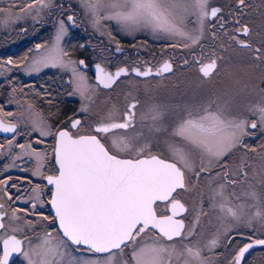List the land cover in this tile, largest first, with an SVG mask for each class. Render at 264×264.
<instances>
[{"label": "snow or ice", "instance_id": "6c2138e0", "mask_svg": "<svg viewBox=\"0 0 264 264\" xmlns=\"http://www.w3.org/2000/svg\"><path fill=\"white\" fill-rule=\"evenodd\" d=\"M51 2L26 0L20 13L15 15L11 9H0V13H8L2 23L7 24L33 13V19H37ZM79 2L97 28L104 21H115L130 32L146 27L176 39L177 43L171 47L182 46L192 52L191 63L198 73L196 87L209 84L210 88L199 103L151 104L140 117L141 123L147 124V134L135 131V110L140 104L135 98L122 112L115 104L112 105L94 125L88 124L84 130L86 134H81L83 122L78 116L67 118L69 128L60 127L53 131L39 113L32 111L33 105L28 104L27 118L33 131L39 132L40 137L55 138L53 155L57 174L44 175L42 169L46 153L37 152L31 144H19L18 147L30 149L27 154L35 157L36 167L32 174L41 176L53 186L49 203L54 209L52 220L59 231L55 234L46 231L42 236L37 234V242L28 241L25 248V240L17 236L24 230L19 226L22 217L18 213L28 210L14 208L9 215L5 204L0 203V231L4 232L0 235V264H9V257L13 254L22 255L26 264H213L203 254L205 249L212 251L217 248L222 237L232 243V238L228 237L231 229L224 232L217 229L211 239L202 243L197 237L203 228L202 218L208 216L204 209V193L193 208L192 220L186 224L183 218H178L189 211L181 192L195 189L202 174H206L210 193L206 199L209 207L218 214L217 220L221 224L231 220L243 222L249 228L254 221L264 225V194L255 190L248 171L252 168L251 179L259 176V186L264 189V158L258 171L250 162L243 160L233 169L230 160L226 159L240 147L256 152V148L244 144V137L251 135L249 128H264V99L248 108L256 117L251 122L247 118L229 115L242 82L243 88L247 89L245 78L264 68V0H260L258 5L251 0H232V28L227 27L228 20L223 17V10L210 7L209 0ZM190 17H195L197 26L187 30L186 22ZM209 18L217 20L223 37L214 28L212 37L219 43L214 44L210 51H205L201 41ZM67 21L75 24L74 16L69 15ZM67 32L68 25L61 19L53 43L50 46H35L36 51L42 54L32 58L30 70L39 71L41 66L71 70L70 83L74 85L71 94H78L84 101L78 112L90 113L91 106L95 104L96 91L101 86L111 89L130 70L122 67L113 73L96 64V85L93 86L78 70L77 65H84V60H71L61 47ZM196 48L200 49L199 55L194 51ZM117 51H120L119 45ZM4 63L15 64L11 58ZM189 63L188 59L183 60L185 67ZM131 72L145 78L163 76L174 73V64L165 59L155 72L148 66H144L143 70L134 67ZM261 82L264 83V76ZM260 92L264 93V88ZM0 114L14 115L12 112L3 113L2 107ZM20 117L23 119L25 112H21ZM129 130H133L131 135L119 134ZM0 131L15 136L17 124L0 119ZM14 136L8 140L9 148ZM109 138L110 143H107ZM161 146L162 150H159ZM3 148L4 145L0 144V149ZM260 148L264 152V144ZM216 168L220 170L213 175ZM10 179L0 180V192L9 200L12 196L6 186ZM241 182H248L251 189L244 194L245 200H241L235 191H228L229 187L235 189ZM41 193L39 185L32 189L29 202L33 210L44 203ZM158 202L166 204L168 214L158 215ZM39 216L44 221L50 219L43 213ZM6 219L8 223H5ZM24 225L35 227L33 221H24ZM257 247H264V239L249 237L247 243L238 246L228 264H242L246 253Z\"/></svg>", "mask_w": 264, "mask_h": 264}, {"label": "flooded vegetation", "instance_id": "af4514ba", "mask_svg": "<svg viewBox=\"0 0 264 264\" xmlns=\"http://www.w3.org/2000/svg\"><path fill=\"white\" fill-rule=\"evenodd\" d=\"M256 1L251 0L252 3L258 5L260 2ZM209 3L210 7H220L223 10V17L228 20L227 27L232 28L233 22L230 15V12L234 11L232 2ZM69 15L74 16L75 24H70L67 21ZM61 19L66 20L65 23L68 25L67 35L62 40L65 45L64 50L68 53L70 59L74 61L84 60V65H77V67L88 78L89 83L96 85V64H100L107 71L113 73L122 67H127L130 70L129 74L122 75L111 89L100 87L101 90H111L114 94L109 99L110 102L107 101L104 108L97 114H94L92 111L90 113L78 112L84 101H80L68 89V84H72L70 83L72 80L71 70L51 66H41L39 71L30 70L32 58L42 54L36 51L35 46L37 44L50 46L53 43L58 22ZM23 21L16 24L8 22L7 24L0 25V107H2L3 113H14L11 117L0 114V119L5 123L11 122L17 124V134L15 136L13 133L0 131V144L4 145V148L0 149V180L11 177L6 187L8 194L12 196V199L9 200L3 192H0V203L5 204V211L9 214L12 211L14 202L17 200L16 197H20L17 201L18 208L32 209L29 197L32 195V189L36 185L41 187V195L47 200L48 207L45 210L46 213L51 212L49 201L51 199L52 186L48 185L47 181L41 176L39 178L32 176L29 169L34 163V156L27 154L30 149L26 148L22 150L18 147L19 144H32V148L39 146V144L33 142L40 135L39 132L33 131L32 123L27 118L28 114L26 110L28 104L33 105L32 111L39 113L40 117L47 122L53 131L60 127L69 128L67 118L78 116L83 122L81 134H86L84 130L88 128V124L94 125L95 122L101 119L109 111L112 103L122 112L127 104L135 98L140 101L139 106L135 110V131H143L147 134V124L141 123L140 117L147 112L151 104H167L168 102L171 105L199 103L206 97L210 88L209 84H205L199 88L196 87L198 73L196 66L191 63L192 52L190 50L184 49L182 46L173 48L170 45L175 42L168 40H149L145 46L141 47L136 38L123 37L117 33H112L114 35L111 36L96 34L89 28L82 15V11L77 9L71 2H58L48 7L46 13L39 16V18H27ZM214 28L217 30L218 35L223 37L217 20L209 18L206 21L204 37L201 41L205 51H210L214 44L218 45L219 43V41L213 40L212 31ZM117 45H119L120 51H117ZM194 51L197 55L200 54L199 48H196ZM26 56L28 59H25ZM9 58L15 62L14 65L4 63ZM165 59H170L173 62L174 73H166L163 76L153 75L145 78L138 77L135 73L131 72V69L134 67H141V70H143L144 66L152 67L153 72H155L156 67ZM184 59L190 61L187 67L183 64ZM256 85L257 87L264 88V83H257ZM72 86L74 85L72 84ZM13 89H16V91L13 92ZM129 93L133 95H127ZM250 97L248 96L246 99ZM15 102L21 103L23 111L20 110L18 105L15 106ZM21 112H25L23 119L20 117ZM236 112L233 111L232 114L235 115L234 113ZM243 113H241V116L256 118L253 114ZM232 114L231 116H233ZM249 129L251 135L244 137V144H247L249 148L261 150L260 146L264 144V128L258 126L256 129ZM132 133L133 130H129L128 133L121 131L119 134L131 135ZM13 136V144L9 148L8 140L13 139ZM107 143H110V138ZM54 145L55 138L50 136L43 146V148L46 147V153L49 157L44 162L42 169L44 175L57 174L53 155ZM159 150H162V146ZM241 150L246 149L241 147ZM153 151H158V149H153ZM248 152L252 156L253 153L251 151ZM233 178L235 177H230V179ZM235 179L239 180V178ZM13 184L16 185L15 188L11 187ZM238 185H245V183L241 182ZM229 189L230 192H236V189L232 187H229ZM183 193L185 196L188 194L187 192ZM182 198L185 203L188 201L187 197ZM6 200H8V204H6ZM163 204L166 205L164 202L157 203L156 207L159 215L168 214L167 211L162 212L160 210L159 207ZM186 206L188 207L187 203ZM184 215L186 213L181 217L187 223L186 217H183ZM5 223H7V219ZM57 227L58 225L56 224ZM0 235H4V232L0 231ZM17 236L26 242V236L21 234H17ZM249 237L250 234L242 231L232 241L237 246H242L243 243L248 242ZM0 255H2V240H0ZM19 257L20 254L10 264H19Z\"/></svg>", "mask_w": 264, "mask_h": 264}, {"label": "rangeland", "instance_id": "374dc122", "mask_svg": "<svg viewBox=\"0 0 264 264\" xmlns=\"http://www.w3.org/2000/svg\"><path fill=\"white\" fill-rule=\"evenodd\" d=\"M25 2H26V0H0V9H6V10L11 9V12L14 15L19 14L20 8L23 6V4ZM28 2H30V0H28ZM58 2H64V3L71 2L72 4L75 5V7L77 9H80L82 11V15L85 18L89 28H91L96 34L109 36V33H111V35H114L112 33H117L123 37L136 38L137 39L136 41L140 43L141 47L145 46L146 42H149V40H151V41L168 40V41L175 42V43L177 42L176 39L169 37L166 33L154 32L151 28L142 27L136 31L130 32L129 30L122 28L115 21H104V22H102L101 27L97 28V27L93 26L90 16H88L85 13V11L83 10L79 0H52L50 6H52ZM209 2H232V0H209ZM256 2H260V0H257ZM47 9L48 8L43 9L40 13V16L44 15L46 13ZM7 15H8L7 11L4 13H0V25L4 24V23H2V21L5 19V17ZM33 15H35V13H33L32 15H25L19 20H14V21H9V22L12 24L24 22L23 20H26L27 18H29V19L33 18ZM64 21H66V20H64ZM196 26L197 25H196L195 17H190L189 22H186V29L191 30ZM61 47L63 49L65 47V45L62 41H61ZM262 76H264V68L257 69L251 75L250 78H245V82L248 83V88L244 89L243 88L244 82H242L241 90H239L238 95L236 96L235 105H234L232 111L229 113V115H231L233 111H235V112L237 111L236 113H234L235 115H233V114L232 115L237 116L239 118H247L249 120V122H251V120L254 119V118H249L247 116H241V113L246 112L248 114H252L251 112L248 111V108L250 107V105H252L254 103H259L262 99H264V93L260 92L261 87L259 86L260 87L259 88L256 85L257 83L258 84L262 83L261 82ZM219 79H221V80L223 79V66H222L221 77ZM92 85L95 86V84H92ZM68 89L71 91V93H73L74 86H72V84L71 85L68 84ZM112 94H114V93L111 90L106 91V90H101L99 88L96 91V93L94 94L95 104H93L91 106V111L94 114L99 113L100 110H102L104 108V105L107 103V101L110 102L109 99L112 97ZM131 95H133V94H131ZM76 96L80 101H82L81 97L78 94ZM248 96L249 97L251 96V97L246 99V97H248ZM16 105H18L20 110L23 111V106L21 107L20 102H18V103L15 102V106ZM112 105H114V103H112ZM167 105H171L170 102H168ZM111 108H112V106L110 107V109ZM249 131H250V129H249ZM48 137L50 138V136H47V137H40L39 136V138H36L33 141L34 143L39 144V146L34 148V149H36L37 152H40L42 154L46 153V147L43 148V146L48 141V139H49ZM38 141H41V142H38ZM252 153H253L252 156H250V154L247 150H241V147H240V148L234 150V152L230 154V157H227L226 159L230 160L233 169H236V167L243 160V161L250 162L258 171L259 167H260V162H261L262 158H264V152L256 149V152H252ZM48 158L49 157L47 156V159ZM33 162H34L33 165H31V167L29 169V172L31 174L33 173V170L36 167L35 157H33ZM219 170L220 169H218V168L213 169L212 174L214 175L215 172H217ZM248 171H249L250 182L255 186V190L258 193L264 194V189H262L259 186L260 177L257 176L253 180V179H251L252 178V168H249ZM32 176H34V175L32 174ZM34 177L39 178L40 176H34ZM235 178H239V177H235ZM193 182H195V181H193ZM244 183H245V185H237L235 188L236 189L235 193L237 196H239L241 198V200H245L246 197L244 194L251 190V189H249L248 182H244ZM228 191L230 192L229 188H228ZM202 192L204 193V196H205L204 209H205V211L208 212V216L202 218L201 222H202L203 228L200 230V235L197 237V239L201 240L202 243H205V242H207V240L211 239L213 233H215L217 231V229H219L221 232H224L226 229H231V231L228 232V237H231L232 240L235 236H239V234L242 231H244L246 234H250V237L263 238L264 239V225H262L259 221H254L253 226L251 228H249L243 222H235V221L229 220V221H225L223 224H221L217 220L218 214L216 212H214L209 207V204H208L207 199H206V197L210 194L209 189L207 187V176H206V174H202L201 179L198 183V186L195 189H193L192 191L187 192L188 194L186 196L184 195L183 192L181 193V197H184V198L187 197V200H188L186 203L188 204L189 211L186 213V215L183 216L184 218L186 217L185 218L187 220L186 224H189V222L192 220L193 215H194L193 208L197 205V202L200 200ZM41 197H42V195H41ZM42 198H43L44 203L38 205L36 209H34V210L30 209L27 212L21 211L18 213V215L22 217V220L20 221L19 226L22 227L24 230L22 232L17 233V234H21V235L26 236L27 239L25 242V248H27L28 241H31L32 243L37 242V240L39 238V236L37 234L42 236L43 233L46 231H53L54 234L59 231L58 227L56 228V223H54L52 220V218L54 217L52 211L47 212V213L45 211L48 207L47 200L44 197H42ZM17 201L18 200H16L14 202L12 209L18 208L17 207ZM247 202L251 203V201H247ZM6 204H8V200H6ZM166 207L167 206L163 204V205H160L159 208L162 212H166ZM40 208L43 210H41ZM18 209H21V208H18ZM40 213H43V215L48 216L50 219L47 221L40 219V216H39ZM9 215H11V213ZM24 221H33L35 227L33 228L32 226H25ZM7 223H8V221H7ZM149 235H150V233H149ZM176 242H177V246H179V239L178 238H177ZM238 246L234 242L229 243V239L222 237L220 244L217 248L213 249L212 251H208L207 249H205L203 254L206 257H209L213 261V264H228V262L231 260V258L235 255V252L238 250ZM18 260H19V264H26V261L22 255H20ZM243 264H264V251H262V250L253 251L252 253H250L246 257L245 261H243Z\"/></svg>", "mask_w": 264, "mask_h": 264}, {"label": "water", "instance_id": "95a60500", "mask_svg": "<svg viewBox=\"0 0 264 264\" xmlns=\"http://www.w3.org/2000/svg\"><path fill=\"white\" fill-rule=\"evenodd\" d=\"M51 186V185H50ZM52 188H53V186H52ZM51 211H52V213H53V215H54V209L51 207ZM159 215V214H158ZM183 215V214H182ZM178 218H182V217H178ZM186 223V222H185ZM19 238V237H18ZM21 239V238H20ZM258 248V247H257ZM256 249V248H255ZM254 249H252V250H250V252L251 251H253ZM249 252V253H250ZM249 253H246V256L249 254ZM18 256V254H13L11 257H9V264L12 262V261H14V259L16 258ZM246 258V257H245ZM242 264H243V261H242Z\"/></svg>", "mask_w": 264, "mask_h": 264}, {"label": "trees", "instance_id": "16d2710c", "mask_svg": "<svg viewBox=\"0 0 264 264\" xmlns=\"http://www.w3.org/2000/svg\"><path fill=\"white\" fill-rule=\"evenodd\" d=\"M256 250H262V251H264V247H258L256 249H254L253 251H256Z\"/></svg>", "mask_w": 264, "mask_h": 264}]
</instances>
